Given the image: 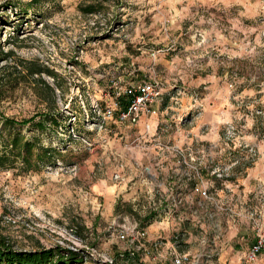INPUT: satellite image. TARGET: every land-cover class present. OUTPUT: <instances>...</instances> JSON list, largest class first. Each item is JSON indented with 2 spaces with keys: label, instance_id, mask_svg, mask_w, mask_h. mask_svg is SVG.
<instances>
[{
  "label": "rangeland",
  "instance_id": "obj_1",
  "mask_svg": "<svg viewBox=\"0 0 264 264\" xmlns=\"http://www.w3.org/2000/svg\"><path fill=\"white\" fill-rule=\"evenodd\" d=\"M143 79L157 114H104ZM0 155L18 250L264 264V0H0Z\"/></svg>",
  "mask_w": 264,
  "mask_h": 264
},
{
  "label": "built area",
  "instance_id": "obj_2",
  "mask_svg": "<svg viewBox=\"0 0 264 264\" xmlns=\"http://www.w3.org/2000/svg\"><path fill=\"white\" fill-rule=\"evenodd\" d=\"M118 97H126L128 104L126 108L120 106L116 100L111 106H107L104 114L107 117H117L120 121L138 122L144 115H155L158 110L154 107V102L164 95L163 85L157 79H143L137 82L125 84L117 91ZM138 235L145 237V229H140ZM119 236L125 239L127 235L121 231ZM263 240L254 245L250 251L249 259L255 260L262 249ZM172 264H204L199 255H191L188 252H175Z\"/></svg>",
  "mask_w": 264,
  "mask_h": 264
},
{
  "label": "trees",
  "instance_id": "obj_3",
  "mask_svg": "<svg viewBox=\"0 0 264 264\" xmlns=\"http://www.w3.org/2000/svg\"><path fill=\"white\" fill-rule=\"evenodd\" d=\"M37 2L38 0H34ZM5 54L4 59H8L12 56V52L8 51ZM22 65H25L23 63ZM17 66H21L18 64ZM27 72L33 74H40L45 72L44 69H41L40 66H31L26 67ZM51 76H55L53 72H48ZM122 107L126 108L128 101L122 99L121 101ZM52 122L57 124V120L55 118L51 119ZM8 124H16V121L13 119H6ZM46 126V122L39 121L38 127L43 129ZM30 147V144H27ZM31 148H29L30 150ZM3 157L0 155V163L3 161ZM83 259L82 255L78 252H74L72 250H63L60 247L57 248H42L40 250H18L14 248V246L5 238L0 235V264H82Z\"/></svg>",
  "mask_w": 264,
  "mask_h": 264
},
{
  "label": "crops",
  "instance_id": "obj_4",
  "mask_svg": "<svg viewBox=\"0 0 264 264\" xmlns=\"http://www.w3.org/2000/svg\"><path fill=\"white\" fill-rule=\"evenodd\" d=\"M169 243H170V241H168V243H166V244H167V245H170L171 243H170V244H169ZM171 245H173V244H171ZM223 259H225V258H223Z\"/></svg>",
  "mask_w": 264,
  "mask_h": 264
}]
</instances>
